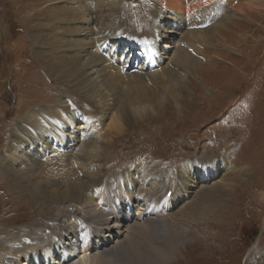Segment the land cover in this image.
<instances>
[{"label": "rangeland", "instance_id": "1", "mask_svg": "<svg viewBox=\"0 0 264 264\" xmlns=\"http://www.w3.org/2000/svg\"><path fill=\"white\" fill-rule=\"evenodd\" d=\"M245 1L228 0V12L220 15L225 6H215L211 18L218 24L217 33L224 38L218 36L204 47L201 72L189 76L190 86L183 91L185 101L180 108L171 98L160 117L149 116L138 123L130 120L123 132L106 135L104 143L108 147L98 163L105 180L120 170L134 169L145 158L165 173L200 156L219 158L230 154L234 160V165L218 176L220 184L203 186L202 189L210 190L209 194L197 193L196 216L186 215V219L184 214H176L183 218L181 222L175 216L170 218L173 224L177 223L173 239L178 246L167 262L158 260L160 242L155 243V252H143L138 239L137 246L131 242V225L137 216L110 212L109 220L112 222L116 216L122 224L113 227L110 223L108 234L115 236L117 228L121 240H126L138 254L134 256L136 261L118 264H264V12L241 13L238 8ZM122 2L121 17L136 32L154 19L157 0ZM51 6L50 0H0V258L5 259L11 250L6 259L9 262L39 248L40 232L51 231L47 233L52 235L65 229L91 207L61 194L47 201L39 194L35 197V185L50 188L56 180L59 186L60 179L51 172L48 178L44 174L46 166L29 165L30 158L23 153L14 165L15 171L10 173L7 169L12 133L25 124V117L33 108L60 102L70 105L71 98L78 103L70 89L45 68L51 52L46 50L48 43L55 40L49 28L42 26ZM188 41L183 40L181 47H188ZM167 42L164 40L161 45ZM174 48L178 46L169 50ZM120 55L130 58L125 51ZM164 57L166 64L168 55ZM79 105L84 104L76 106ZM85 106L91 108L90 104ZM38 157L45 161L41 152ZM242 164L251 170L244 173ZM36 167L38 170L32 171ZM39 172H43L41 176ZM227 172L235 186L228 187L227 192L219 188L218 192L215 189L226 183ZM76 177L86 186L92 184L84 172ZM95 185L88 186L83 200L97 193ZM106 202L112 210L111 201ZM178 207L173 206L171 213L177 212ZM153 227L146 230H155ZM261 250L263 256L257 255Z\"/></svg>", "mask_w": 264, "mask_h": 264}, {"label": "bare ground", "instance_id": "2", "mask_svg": "<svg viewBox=\"0 0 264 264\" xmlns=\"http://www.w3.org/2000/svg\"><path fill=\"white\" fill-rule=\"evenodd\" d=\"M227 1L157 0L154 19L147 22L141 32H136L121 17L122 0H50L52 6L42 26L49 28L55 40L48 43L46 50L51 52L45 68L84 105L76 106L78 103L71 98L70 105L60 102L33 108L25 117V124L12 133L7 169L10 173L15 171L14 165L23 153L30 158L29 165L46 166L44 174L48 178L51 172L60 179L59 186L56 180L51 182L55 185L50 188L35 185V197L39 194L47 201L61 194L63 198L73 197L91 207L65 229L52 235L47 233L51 231L40 232V247L16 262L6 260L12 254L9 249L5 259L0 258V264L134 262L138 254L126 240H121L119 230L116 228L115 236L108 234L110 223L113 227L122 224L116 216L112 222L109 220L115 213L137 216L141 220L135 218L131 225L129 236L134 234L131 237L134 246L138 239L143 252L148 249L155 252L158 249L155 243L160 242L158 260L167 262L171 258L173 248L178 245L173 239L177 223L173 224L170 218L177 217L176 214H184L185 218L197 215L194 207L199 204L197 193L209 194L210 190L202 189L203 186L213 182L220 184L217 182L220 173L234 165L231 155L200 156L166 173L145 158L134 169L120 170L106 180L98 163L108 147L104 143L106 135L123 132L130 120L138 123L149 116L160 117L171 98L180 108V103L185 101L183 91L190 86L189 76L201 72L204 47L214 38L223 37L217 33L218 24H214L211 14L216 5L225 6L219 15L227 13ZM238 11L262 14L264 0H246ZM187 39L190 45L181 47L182 41ZM164 40L168 42L162 46ZM176 45L178 48L169 50ZM122 51L130 58L120 55ZM165 55H168L166 64ZM132 57L137 61H132ZM85 104H90L91 108L86 109ZM40 152L45 161L39 159ZM35 169L38 170L36 167L32 171ZM241 169L244 173L251 170L245 165ZM81 172L86 173L90 183L96 184L97 193L85 200L82 199L84 193L92 184L86 186L80 177L74 178ZM230 175L227 172L226 183L215 190L219 192L220 188L227 192L228 187H234L236 182L228 178ZM221 180L224 181L223 177ZM107 199L111 201L112 210ZM136 200L140 201L139 205L135 204ZM173 206H179L175 213H171ZM182 219L178 218L177 222ZM101 221L100 226L95 227ZM146 225L155 226V230L147 231L149 226ZM256 254L261 256L263 252Z\"/></svg>", "mask_w": 264, "mask_h": 264}, {"label": "trees", "instance_id": "3", "mask_svg": "<svg viewBox=\"0 0 264 264\" xmlns=\"http://www.w3.org/2000/svg\"><path fill=\"white\" fill-rule=\"evenodd\" d=\"M257 234H255L254 236H256Z\"/></svg>", "mask_w": 264, "mask_h": 264}]
</instances>
